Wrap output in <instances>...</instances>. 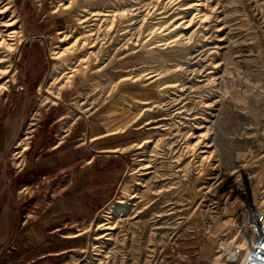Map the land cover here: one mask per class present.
Wrapping results in <instances>:
<instances>
[{
    "label": "rangeland",
    "instance_id": "1",
    "mask_svg": "<svg viewBox=\"0 0 264 264\" xmlns=\"http://www.w3.org/2000/svg\"><path fill=\"white\" fill-rule=\"evenodd\" d=\"M0 10L1 28L18 33L14 50L0 49V105L25 76L22 47L42 52L12 169L51 108L57 139L78 121L81 142L90 126L93 143L125 156L103 205L58 232L76 246L53 264H169L180 246L219 264L239 210L264 205V0H3ZM43 183L21 185L20 199Z\"/></svg>",
    "mask_w": 264,
    "mask_h": 264
},
{
    "label": "crops",
    "instance_id": "2",
    "mask_svg": "<svg viewBox=\"0 0 264 264\" xmlns=\"http://www.w3.org/2000/svg\"><path fill=\"white\" fill-rule=\"evenodd\" d=\"M21 53L25 76L13 87L10 102L0 105V247L14 243L9 253L0 250V264H53L65 260L76 246L74 240L58 232L79 225L103 205L122 174L125 156L118 147L93 143L97 136L90 126L86 143L81 142L83 124L78 121L70 123L57 139L59 130L54 131L61 126L59 109L51 108L41 118L23 169L14 171L9 156L36 97L35 79L42 63L36 45L28 43ZM35 181L45 183L31 198L21 200L19 187ZM50 191L51 197L47 195ZM42 194L51 199L46 207L39 202ZM165 258L169 264L212 263L197 252H183L181 246Z\"/></svg>",
    "mask_w": 264,
    "mask_h": 264
},
{
    "label": "built area",
    "instance_id": "3",
    "mask_svg": "<svg viewBox=\"0 0 264 264\" xmlns=\"http://www.w3.org/2000/svg\"><path fill=\"white\" fill-rule=\"evenodd\" d=\"M37 186L38 184H35V187ZM240 213L238 220L233 222L235 235L234 240L231 239L232 245L228 249H222L218 254L222 255L224 252L222 256L226 258L227 264H264V205H246ZM247 238L251 241L241 245L240 241ZM99 251L97 253L105 252L102 249ZM104 256L107 261L109 254L108 256L103 254ZM155 263L160 264L158 259Z\"/></svg>",
    "mask_w": 264,
    "mask_h": 264
},
{
    "label": "bare ground",
    "instance_id": "4",
    "mask_svg": "<svg viewBox=\"0 0 264 264\" xmlns=\"http://www.w3.org/2000/svg\"><path fill=\"white\" fill-rule=\"evenodd\" d=\"M3 0H0V3L2 2ZM200 5V3H194L193 4V6H199ZM192 5H189L188 7H193ZM197 10H200L199 8L197 9ZM200 11H202V10H200ZM2 12V10H0V13ZM205 15H206V13L205 12H202L201 13V17L200 18H202V19H204L205 20ZM11 25H13V22H9V21H6V23H4L3 24V26H6V27H8V26H11ZM9 29H2L1 28V26H0V49H4V50H6L7 51V53H9L10 51H12V50H14V47H13V44H14V42H13V40H15L14 38H16L17 37V34L18 33H16V31L15 30H11V31H8ZM7 55V54H6ZM7 58H6V56L5 57H3L1 60H0V70L2 71V74H6V73H8V71L9 70H6L7 69V67L5 66V64L7 63V60H6ZM54 97H56L57 98V96H54ZM23 139H25V137L24 138H22V140ZM20 144V143H19ZM135 197V195H132V196H130V198H134ZM253 205V204H252ZM251 205V206H252ZM262 205V203H259V205H254V206H261ZM246 206V205H245ZM245 206H243V207H245ZM243 207L239 210V212H238V215H237V218H236V220H238V218H239V216H240V211L243 209ZM109 220V219H108ZM111 222H105V223H102L100 226L102 227L101 229L102 230H112V229H115V224H113V221L112 220H110ZM107 235V234H106ZM101 237V236H100ZM232 240H234L233 238H232ZM232 240H230V241H228V240H224V241H221L216 247V250H215V253L217 254V253H219L220 251H222V249L224 250V249H228V248H230V246L232 245V243H233V241ZM246 241L247 242H249V241H251V239L250 238H247L245 241H240L241 242V245H246ZM238 242V241H237ZM224 253V252H223ZM223 253H221L222 255H223ZM222 255H219V254H217V255H215L214 256V258L217 260V262L219 263V264H227V261H226V258L225 257H223Z\"/></svg>",
    "mask_w": 264,
    "mask_h": 264
}]
</instances>
